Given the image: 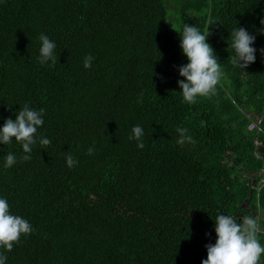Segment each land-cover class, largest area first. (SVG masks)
Returning a JSON list of instances; mask_svg holds the SVG:
<instances>
[{
    "label": "trees",
    "instance_id": "16d2710c",
    "mask_svg": "<svg viewBox=\"0 0 264 264\" xmlns=\"http://www.w3.org/2000/svg\"><path fill=\"white\" fill-rule=\"evenodd\" d=\"M179 14L172 31L163 0H0V127L28 104L44 109L37 136L51 140L30 161L18 142L0 144V198L34 228L0 248L6 264H201L218 214L256 218L264 246V172L251 209L240 208L264 169V0H182ZM209 17L225 83L188 104L179 34L184 23L204 31ZM235 26L256 37L243 71ZM41 33L56 44L55 66L39 62ZM136 125L143 149L129 139ZM177 128L195 142L178 145Z\"/></svg>",
    "mask_w": 264,
    "mask_h": 264
},
{
    "label": "clouds",
    "instance_id": "9594fccd",
    "mask_svg": "<svg viewBox=\"0 0 264 264\" xmlns=\"http://www.w3.org/2000/svg\"><path fill=\"white\" fill-rule=\"evenodd\" d=\"M219 24L218 20L211 17L207 20L204 31L194 25L184 23L180 36V48L187 58L188 63L179 67L177 84L181 89L183 101L188 104L197 102L198 97H210L215 94L216 86L224 77L221 62L215 54L214 48L207 42L212 35L210 26ZM231 48L234 50L233 64L242 71L255 62L257 49L253 47L256 37L245 28L233 29L231 33ZM39 62L44 64L51 62V66L58 63V52L56 44L50 38L41 33ZM264 54V49L260 50ZM95 58L87 55L84 58V67L91 68ZM141 99L138 103H142ZM11 107V106H10ZM44 109H33L25 104L15 113V119L6 118L0 127V144L8 145L13 141L22 146L23 161L32 159L33 146L39 142L41 148L51 144V140L44 136H37L38 129L43 126ZM152 131H154L152 129ZM130 140L137 141V148L143 149L144 129L136 125L131 129ZM179 138L178 145L194 143L188 129L177 128ZM109 139V137H108ZM95 148L89 147L87 155L94 154ZM69 168L77 166L78 160L70 153L65 157ZM16 163V156L8 153L5 156V167L11 168ZM216 241L214 244H206L207 258L201 264H259L264 246L258 240L261 231L259 221L253 216H236L218 214L215 218ZM34 231L32 224L20 215H15L10 210V205L5 198H0V248L11 251L20 242L22 236H28ZM207 235V234H206ZM7 256L0 253V264H6Z\"/></svg>",
    "mask_w": 264,
    "mask_h": 264
},
{
    "label": "rangeland",
    "instance_id": "374dc122",
    "mask_svg": "<svg viewBox=\"0 0 264 264\" xmlns=\"http://www.w3.org/2000/svg\"><path fill=\"white\" fill-rule=\"evenodd\" d=\"M163 2L166 8V22L168 28L172 31L179 30L181 25V15L179 14V6L182 0H163ZM221 81L225 83L224 78H222Z\"/></svg>",
    "mask_w": 264,
    "mask_h": 264
},
{
    "label": "water",
    "instance_id": "95a60500",
    "mask_svg": "<svg viewBox=\"0 0 264 264\" xmlns=\"http://www.w3.org/2000/svg\"><path fill=\"white\" fill-rule=\"evenodd\" d=\"M262 119V117L260 118V120ZM263 143L261 142V147L259 149V151H263ZM255 153H256V150H255ZM264 172V169H261L259 172H256L254 174H252L250 177H249V191H248V196L242 201V203L240 204V208L244 209V210H250L251 207H250V202H251V198H252V187H253V181H252V178L255 177V176H258L260 175L261 173ZM252 211V210H251ZM236 216H239V213L235 214Z\"/></svg>",
    "mask_w": 264,
    "mask_h": 264
},
{
    "label": "built area",
    "instance_id": "2783aa9c",
    "mask_svg": "<svg viewBox=\"0 0 264 264\" xmlns=\"http://www.w3.org/2000/svg\"><path fill=\"white\" fill-rule=\"evenodd\" d=\"M257 127V124H255L254 122H251L248 126L249 129L255 128ZM259 129V128H258ZM260 182H264V178H262V180Z\"/></svg>",
    "mask_w": 264,
    "mask_h": 264
}]
</instances>
